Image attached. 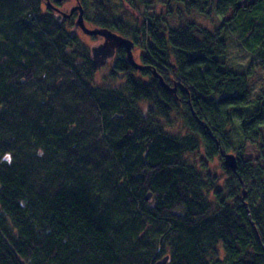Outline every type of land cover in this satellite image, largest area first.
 <instances>
[{
  "label": "trees",
  "instance_id": "trees-1",
  "mask_svg": "<svg viewBox=\"0 0 264 264\" xmlns=\"http://www.w3.org/2000/svg\"><path fill=\"white\" fill-rule=\"evenodd\" d=\"M209 1L241 20L263 0ZM38 2L0 0V264H264V169L240 158L247 142L264 149V93L249 112L246 75L217 59L220 28H143L142 63L186 90L166 91L149 71L133 77L123 48L113 70L125 82L104 87L87 49L57 34ZM249 27L264 65V4ZM176 110L185 137L163 129ZM198 139L202 168L219 148L239 157L236 174L222 165L225 194L186 159Z\"/></svg>",
  "mask_w": 264,
  "mask_h": 264
},
{
  "label": "rangeland",
  "instance_id": "rangeland-1",
  "mask_svg": "<svg viewBox=\"0 0 264 264\" xmlns=\"http://www.w3.org/2000/svg\"><path fill=\"white\" fill-rule=\"evenodd\" d=\"M82 1L84 2V6L88 8L87 17L91 19L90 21L92 23L98 24L100 22H104L106 26H110L108 29H112L113 31L116 30L115 32L118 31L120 33L118 35L134 41L135 48L133 50V54L139 63H141L140 55L144 53L142 45H144L148 40V37L144 35L143 28L148 26L150 20L152 22L156 21V25H158L164 33H166L169 29H175L180 25L187 23H192L197 27L205 28L209 31H214L220 28L221 37L225 40L226 51L224 55L217 57V59L221 61L222 69L246 75L247 87L249 90V112H252L255 109L257 96L264 93V65L259 63V59H256L254 54L252 55L250 53L251 44L257 36L258 29L256 30L249 27V20H251V18L259 12L260 8L264 4V0L252 6V8L249 9L251 13L244 15L241 20H239V15L237 13L235 15H233V13H227L225 17L218 15L215 10V2H210L209 0ZM254 1L256 0H243L238 3L241 6H246ZM38 3L41 13L49 16L45 13L46 9L43 6V3L40 0ZM65 7L68 9L69 5H66ZM200 9L204 12H201ZM227 18L230 20H225ZM112 24H115L116 26H113ZM61 26L62 27L57 29L55 32L60 34V36L65 40L70 31L66 26ZM111 26L118 28L123 27L126 29V33L123 32L126 36L121 31L117 30V28H111ZM95 41V39L79 31L70 42L73 49L79 50V46L86 48L89 56L88 49L99 43ZM261 42L264 43V40H261ZM259 48L262 52H264V44L259 45ZM117 51L118 49L116 50L112 60H110L106 65L94 70L92 78L94 85L118 87L124 84V75L121 72L118 73L113 70V64L115 63ZM164 70L166 71V74L170 76V79H172V72L170 70L168 71L166 68ZM141 72L143 71L135 70V72H132V76L143 81H148L149 77L143 76ZM170 79L169 83L172 86ZM143 106L147 108V104H144ZM183 112V110H176L170 113L168 120L165 123L163 122V129L166 133L174 137H185L190 134L182 121L181 115ZM262 130L264 138V128H262ZM198 144L199 147L191 154H188L186 159L188 162H195L197 168L203 173L212 175L213 178L216 179L217 188L225 194L224 189L227 178L222 169L221 159L217 155L212 160L206 161L205 166L202 168L201 166L203 164L200 162V159L204 160L205 158L200 139H198ZM240 158L244 161H250L252 165H259L264 169V149H259L255 144L247 142L244 147V152Z\"/></svg>",
  "mask_w": 264,
  "mask_h": 264
},
{
  "label": "water",
  "instance_id": "water-1",
  "mask_svg": "<svg viewBox=\"0 0 264 264\" xmlns=\"http://www.w3.org/2000/svg\"><path fill=\"white\" fill-rule=\"evenodd\" d=\"M75 9L81 10V8L79 7V8L72 9V11H74ZM75 27L81 29L88 36H100L101 38H103V41L99 42L96 45H93L89 49L90 50V60L95 69L103 67L110 60H112L117 49L124 48L126 51L125 60L132 69L137 70V71H149L151 76L154 79H157L160 85L166 91H169L171 93L175 94L178 86L181 88H184L183 85L179 81L173 78L171 80L172 86L168 85L165 82L162 75L158 73L156 68L150 65H144V64L137 62V60L134 57L133 51H132L134 44L130 39H127L121 35H118L112 32L108 28H93V29L87 28L83 22L82 12L80 13L78 19L76 20ZM23 82L24 80H20V84H23ZM191 113L195 117L198 124L205 127L207 132L210 133L209 128L206 125H204V123L198 117L195 116L194 111L192 109H191ZM121 118H122L121 115L114 114L111 117V120L113 121L115 119H121ZM215 142L217 143L216 140ZM219 155L222 159L223 167L230 170L232 173L236 174L237 166H238V157L232 153H225L221 148H219ZM241 187H242L241 201L244 203V206L247 209V204L244 201L246 190L244 188L243 182H241ZM151 197H152V193L148 192L145 195V200L149 201ZM168 261H169V256H165L162 259L156 261L154 264H167Z\"/></svg>",
  "mask_w": 264,
  "mask_h": 264
},
{
  "label": "flooded vegetation",
  "instance_id": "flooded-vegetation-1",
  "mask_svg": "<svg viewBox=\"0 0 264 264\" xmlns=\"http://www.w3.org/2000/svg\"><path fill=\"white\" fill-rule=\"evenodd\" d=\"M40 1L43 3V6L46 9L45 13L47 15L51 16L58 23L59 27H62L61 25H63V26H66L67 28H69V31L71 33L69 32V35H67V36H68V39H70V40L79 31L83 32L81 29L75 27L76 20L78 19L81 12L83 13L84 25L87 28H90V29L105 28V27L98 26L97 24H94L90 21L91 19L87 17L88 8L86 6H84V2L82 0H40ZM66 5H69L68 9H66V7H65ZM79 7L81 8V10L75 9L74 11H72V9L79 8ZM112 25L116 26L115 24H112ZM111 31L116 33V34H120L118 31L115 32L116 30L113 31L111 29ZM65 34H66V31H65ZM89 37L95 39L97 41V43L101 42V39L103 41V38L100 39V37H95V36H89ZM131 41L134 44V47L132 49V51H133L135 48V43L133 40H131ZM123 50H124L125 55H126V51L124 48H123ZM88 51H89V58H90V50L88 49ZM143 54L140 56L142 57ZM141 63H142V61H141ZM145 65H149V64H145ZM171 80L172 79H170V81Z\"/></svg>",
  "mask_w": 264,
  "mask_h": 264
}]
</instances>
